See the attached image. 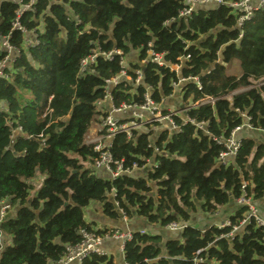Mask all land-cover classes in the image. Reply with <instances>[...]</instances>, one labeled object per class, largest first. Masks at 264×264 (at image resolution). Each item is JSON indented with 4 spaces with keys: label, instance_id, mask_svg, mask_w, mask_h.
I'll list each match as a JSON object with an SVG mask.
<instances>
[{
    "label": "trees",
    "instance_id": "16d2710c",
    "mask_svg": "<svg viewBox=\"0 0 264 264\" xmlns=\"http://www.w3.org/2000/svg\"><path fill=\"white\" fill-rule=\"evenodd\" d=\"M183 6V0H38L20 16L37 34L26 46L24 32L14 27L20 4L0 0V60L5 37L18 49L0 76V196L12 203L0 226V264H54L80 242L82 230L113 232L86 220L94 201L109 218L121 212L166 226L199 210L216 212L242 195L244 181L253 201L264 198V140L238 136L240 149L227 164L219 161L225 146L216 140L244 124L243 114L251 130L264 131V84L256 85L264 80V7L240 23V13L227 4L198 6L188 20L179 17ZM150 43L166 64L149 60ZM114 48L128 59L129 78L108 84L122 69L119 55L83 61ZM236 61L240 73H229ZM177 85L187 108L174 116L180 128L157 122L130 138L119 133L114 158L139 169L115 179L97 169L100 153L87 134L107 115L109 99L116 107L141 105L149 92L167 109ZM47 108L52 112L44 116ZM39 174L43 183L31 195ZM247 211L241 205L232 225ZM231 230L188 224L164 244L160 234L134 231L124 258L128 264H195L198 257L207 264H264V226L251 220L234 238L227 236ZM84 264L114 261L93 254Z\"/></svg>",
    "mask_w": 264,
    "mask_h": 264
},
{
    "label": "built area",
    "instance_id": "2783aa9c",
    "mask_svg": "<svg viewBox=\"0 0 264 264\" xmlns=\"http://www.w3.org/2000/svg\"><path fill=\"white\" fill-rule=\"evenodd\" d=\"M20 4V8L17 11V18L14 21V27L20 29L25 34V45H31L38 41L37 34L34 31L26 30L20 23V16L26 10L33 8L34 4L38 0H28L24 2L23 0H15ZM184 6L179 12V17L188 20V18L193 14L194 10L201 5H221L227 4L230 7L234 8L239 15V22L242 23L247 19H250L252 14L264 7V0H183ZM30 35V36H29ZM2 46L6 51V56L0 60V76L4 75V69L8 66L12 65L13 60L18 53V49L15 45H13L9 41V36L5 37L2 40ZM105 55L108 60L112 61L116 55L120 56L119 62L122 66L120 73L108 80V84H116L123 77H128L127 75V59L124 57V53L119 48H114L109 52H101L99 49L94 53L90 58H87L83 61V65L85 66L88 63V60H94L98 55ZM147 54L149 60L155 62L159 65L166 64L164 54L155 51L151 45L149 44V48L147 50ZM146 62V60H143ZM176 70L180 69V65H175ZM142 77L141 71H138V77L136 82L139 83ZM129 78V77H128ZM181 80H184L182 78ZM199 83V82H198ZM240 91V90H239ZM107 97H110V92L108 91ZM52 96L49 98L51 100ZM209 101H214L213 99H209ZM102 102H98L101 104ZM4 104L0 101V109H4ZM187 108H172L168 107L164 109L162 104H158L154 102L151 98V95L148 93L145 94V102L141 105H129L123 103L121 106L116 107L113 105L111 109H109L106 116L100 117V120L97 122V136L93 138H89L87 143L95 144V149L99 151V157L95 161V167L97 169L103 170L111 179H115L122 174H130L134 170L139 169L137 164H134L132 167L125 166L123 160L115 159L112 152V142L114 137L119 133H126L130 138L133 135L134 130H138L146 127L147 125H152L154 123H163L167 124V129H179V125L174 121L175 115H180L182 111ZM52 109L47 108L46 113H51ZM122 114H127L123 115ZM247 121L235 127L229 136L226 138H216L219 143H223L225 146V150H223L219 155V161L222 164H227L228 159L237 155L240 146L241 139L238 137V132L244 128H253L250 124V117L247 114H243ZM188 119H186L187 121ZM165 122V123H164ZM199 124V123H198ZM201 125V124H200ZM22 128L19 126V130ZM42 136V134H41ZM108 140V141H107ZM107 141V142H106ZM158 151V148H156ZM151 163V162H150ZM148 163V164H150ZM246 184L244 181L242 185L243 193L237 199L239 204L247 205L248 211L246 213L245 218L240 221V224H233L231 220L226 222H222L218 225L219 228H223L225 226H232V230L227 233V236L234 238L236 232L240 231L243 226L250 222L251 220H255L258 225L264 226V219L259 214V208L252 200L250 196L247 195L246 192ZM12 210V203L0 196V226L3 221L7 218L8 214ZM124 218L126 216L124 215ZM186 221H173L170 222L167 227L174 231H180L187 226ZM144 232V231H142ZM82 237L80 242L75 245H69L67 247L65 255L54 264H84V261L93 254L97 255H106V252L102 248V243L104 238H115L122 240V251L124 252L125 242L131 240L133 237V232H123L119 229L114 230L113 232L106 233L104 235L98 234L95 231L90 230H82ZM1 240L2 236L0 235ZM200 252V250L198 251ZM126 264H128L125 261ZM195 264H207L206 260L202 257H198L195 259Z\"/></svg>",
    "mask_w": 264,
    "mask_h": 264
},
{
    "label": "crops",
    "instance_id": "0c3cea01",
    "mask_svg": "<svg viewBox=\"0 0 264 264\" xmlns=\"http://www.w3.org/2000/svg\"><path fill=\"white\" fill-rule=\"evenodd\" d=\"M127 64H128V60H127ZM178 86L179 85H177L175 87L176 88L175 91H176L177 96H174V99L171 103L173 105H176L175 103L181 101V99H182V93H180L177 90ZM244 89H245L244 87L239 88L240 91L244 90ZM180 97H181V99H180ZM171 104L170 103L167 104V100H166V105L168 107L173 108V106H171ZM180 104H182V101ZM108 106H109L108 109H111L112 103H111L110 99L108 101ZM177 107H179V106H177ZM180 108L183 109V105H181ZM182 113H184V110L182 111ZM122 115H127V114H122ZM97 122L98 121H96L92 124V127L90 128V130L87 134L88 138H93V137L97 136V134H96L97 133V128H96ZM94 124H95V126H94ZM251 129L252 128L242 129L241 131L238 132V136L241 137L243 135H250V136H254L256 138H259L258 140H260V139L264 140V131L263 132H257L256 130L254 131ZM147 165L145 166L146 168L148 167ZM111 197H112V195H111ZM254 202L259 208L260 216L264 219V198L255 200ZM240 206H241V204H239L237 199H235L232 196L230 198V201L226 205L220 207L216 212L211 213V212L199 210L197 212L192 213L189 221H186V222H187V224H190L194 227H198L201 229H207V228L211 227L212 225L218 226L222 222H226V221L230 220L231 216L236 214V211L240 208ZM89 207L96 209L98 212H95V211L91 212V210H90L89 211L90 220H88V219H86V220L89 222H96V220H97V218L95 217L96 214L102 213L104 215V217H103L104 219L102 221V224H104V225L101 226V228L109 227V228H114L115 230L119 229L123 232L144 231V232H150V233H154V234H160L163 238V244L165 243V241L167 239L174 238V237H177L179 235V231L171 230L167 226L150 224L146 219H144L142 217L128 218L125 215L126 218H124V215L120 212V217L118 218V220L108 218L104 214V211L102 209V203L99 201L91 202ZM94 227L97 228L98 226H96L94 224ZM121 247H122V240L121 239L104 238L103 243H102L103 250L106 252V255L113 258L114 264H126L125 258H124V253H123ZM117 257H119V258L117 259ZM115 259H116V262H115Z\"/></svg>",
    "mask_w": 264,
    "mask_h": 264
},
{
    "label": "rangeland",
    "instance_id": "374dc122",
    "mask_svg": "<svg viewBox=\"0 0 264 264\" xmlns=\"http://www.w3.org/2000/svg\"><path fill=\"white\" fill-rule=\"evenodd\" d=\"M128 60V59H127ZM228 72L229 73H235V74H239L240 73V65H239V63L238 62H235L229 69H228ZM262 84H264V80H262V81H260L258 84H256L257 86H261ZM175 90H176V88H175ZM177 90L181 93V88L180 87H177ZM174 96H177L176 95V91L171 95V96H169L168 98H167V104H171L172 103V101H173V99H174ZM178 98V97H177ZM180 99H181V97H180ZM181 101H182V99H181ZM181 101H179V102H177V103H175L176 105H173V104H171V106H173V108H177V106H181L182 104H180L181 103ZM166 103V102H165ZM98 121V120H97ZM96 124V123H95ZM95 124H94V126H95ZM164 126H165V128H167V124H163ZM89 138L87 137V140H88ZM85 167H89V166H92L94 169H95V167H94V165L93 164H91L90 162H85ZM147 166H149V164L147 165ZM96 170V172L98 173V174H102V175H105V173H103V172H101V170L99 171V170H97V169H95ZM43 180H44V175H42V174H39L38 176H37V178H34L33 179V184H34V186H33V188L31 189V195H34L36 192H37V190H38V188L42 185V183H43ZM91 204V203H90ZM89 204V205H90ZM89 205L85 208V218L86 219H88V220H90V217H89V211L91 210V212H98L96 209H94V208H92V207H89ZM103 209V208H102ZM96 218H97V220H96V222H93L96 226H98L99 228H101V226H103L104 224H102V221H103V217H104V215L101 213H97L96 214V216H95ZM108 217V216H107ZM120 217V216H119ZM118 217V218H119ZM109 218V217H108ZM118 218H116L115 220H118ZM151 224V223H150ZM153 225H158V224H153ZM11 240L10 239H8V243H10L11 244ZM119 257H117V259H118ZM115 262H116V259H115Z\"/></svg>",
    "mask_w": 264,
    "mask_h": 264
},
{
    "label": "water",
    "instance_id": "95a60500",
    "mask_svg": "<svg viewBox=\"0 0 264 264\" xmlns=\"http://www.w3.org/2000/svg\"><path fill=\"white\" fill-rule=\"evenodd\" d=\"M171 260V259H170Z\"/></svg>",
    "mask_w": 264,
    "mask_h": 264
}]
</instances>
